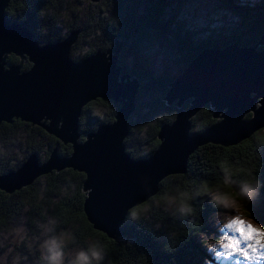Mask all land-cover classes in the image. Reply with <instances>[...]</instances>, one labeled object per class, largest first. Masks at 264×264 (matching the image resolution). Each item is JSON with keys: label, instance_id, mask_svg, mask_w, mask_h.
Masks as SVG:
<instances>
[{"label": "trees", "instance_id": "trees-1", "mask_svg": "<svg viewBox=\"0 0 264 264\" xmlns=\"http://www.w3.org/2000/svg\"><path fill=\"white\" fill-rule=\"evenodd\" d=\"M182 1L10 0L5 13L9 22L27 26L41 44L59 41L78 29L77 40L70 50L74 60L97 50L104 51L114 38H123L118 57L121 72H129L140 81L136 108L128 120L125 146L131 157L139 159L156 149L160 125L174 120L178 108L174 104L166 105L163 96L168 84L195 55L203 48H222L234 42L252 46L264 33V0H213L222 12L215 19L207 18L212 25L205 26L187 20L179 11ZM151 33L175 42L177 56L172 63L159 64L146 53L145 42ZM7 63H18V57L10 54ZM28 67L30 63L26 60L22 70ZM144 93L151 94L142 101ZM187 105L188 101L183 107ZM96 106L102 107V112L92 120ZM118 107L119 103L111 99L97 98L87 103L79 118L81 139L99 124L111 123ZM136 115L140 117L132 120ZM191 121V132L196 133L216 120L206 104ZM260 130L235 145L199 146L190 154L185 173L165 177L156 195L129 210L122 230L131 233L133 239L113 240L92 228L83 212L82 172L65 168L42 175L13 193L0 190V257L8 250L3 244L5 237H34L39 225L47 224L51 218L56 221L54 233L66 232L74 237L66 247L99 241L105 249L103 264H200L208 255L199 247L195 236L216 205L208 199L212 189L225 187L234 192L244 181L259 184L264 181V133ZM135 136L144 139L147 144L144 151L132 145ZM57 142L40 126L19 119L1 122L0 174L15 170L32 152L44 161ZM70 152V144L59 143V155ZM225 169L234 181L230 186L223 183ZM181 193H188L183 202L192 207L189 214L177 210ZM169 197H175L176 203L169 206ZM243 201L249 214L264 225V192L259 190L250 203ZM16 248L22 252L27 245L22 241ZM41 253L35 250L31 264H43Z\"/></svg>", "mask_w": 264, "mask_h": 264}, {"label": "water", "instance_id": "water-1", "mask_svg": "<svg viewBox=\"0 0 264 264\" xmlns=\"http://www.w3.org/2000/svg\"><path fill=\"white\" fill-rule=\"evenodd\" d=\"M9 2L0 0V123L19 119L40 126L58 142L44 161L32 152L15 170L1 173L0 190L5 193L71 168L84 174L83 212L92 228L113 240L133 239L122 230L129 210L156 195L165 177L185 173L190 154L199 146L235 145L264 126L263 33L252 46L234 42L201 49L163 96L166 105L178 108L174 120L160 125L154 152L135 159L126 150L125 138L140 81L121 72L123 38H114L104 51L74 60L70 50L78 29L41 44L27 26L7 20ZM10 54L18 63H7ZM25 60L30 67L22 70ZM97 98L119 103L114 120L81 139L82 109ZM206 104L216 121L191 132L192 118ZM59 143L70 144L71 152L59 155Z\"/></svg>", "mask_w": 264, "mask_h": 264}, {"label": "rangeland", "instance_id": "rangeland-1", "mask_svg": "<svg viewBox=\"0 0 264 264\" xmlns=\"http://www.w3.org/2000/svg\"><path fill=\"white\" fill-rule=\"evenodd\" d=\"M250 2L256 0H248ZM181 11L183 14L186 15L187 20L191 23L199 24L201 26L205 25H212L209 22V19H215L220 16L222 12L217 4L213 0H183L181 2ZM84 45H82L79 49L81 52L84 50ZM146 53L150 55L155 61L159 64H168L172 63L174 58L177 56L176 54V46L175 42L172 39H165L154 34H150L148 40L145 42ZM80 50L78 52H80ZM149 94L151 93H144L141 97V100H147L149 98ZM102 107L96 106L93 110L91 119H95V116H99L102 112ZM145 111V109L143 110ZM143 111L140 112L143 113ZM95 115V116H94ZM251 116V115H250ZM139 115L133 116L132 120H137ZM264 133V126L263 128L258 131ZM143 136H145V132H143ZM133 146H137L140 151H144L147 147L144 139L141 138L140 140L135 136L133 139ZM264 174V172H263ZM264 176V175H263ZM262 193L264 192V181L260 184V189ZM217 191L224 192V193H233L231 190L228 191L225 187L213 188L210 192L208 199L210 202L213 201L212 194L216 193ZM238 203L234 205L235 211L232 209H226L222 206H218L217 204L211 209V213L208 216L207 222L202 227L201 231L197 233L195 236L196 242L199 247L208 255V258H203L200 264H264V260H254V261H246L239 256H234L231 258H225L222 249H220L219 245L224 242L223 237L225 234L227 235H238L236 233L228 232L226 228H224V221L226 217H232L239 215L240 218L245 219L246 222L252 223L254 227L264 228V225L259 222L257 219L253 218L249 211L246 209V202L243 201L241 198H237ZM246 216L251 217V220H247ZM231 220L229 219L228 222ZM47 225V224H44ZM52 234H59V232L49 233L48 235ZM24 238H27L24 239ZM47 238L45 235L44 228L39 225L37 235L34 237H5L3 239V244H6L7 251L3 252V255L0 257V264H31L32 259L35 253V250L42 251V244L43 241ZM22 241H25L27 245V249L25 251H18L17 246H20ZM209 241H219V243L215 244L212 251H209L207 244ZM67 245V244H66ZM89 245V244H88ZM88 245L81 246H68L64 247L65 253V264H70V260L73 257L76 250L80 248H87ZM12 251L13 257L11 256ZM217 251H221V256L217 259L215 253ZM95 264V262H94ZM101 264H103L101 262Z\"/></svg>", "mask_w": 264, "mask_h": 264}, {"label": "clouds", "instance_id": "clouds-1", "mask_svg": "<svg viewBox=\"0 0 264 264\" xmlns=\"http://www.w3.org/2000/svg\"><path fill=\"white\" fill-rule=\"evenodd\" d=\"M224 185L230 186L234 183L232 177L229 173L228 169L224 170ZM259 188L260 184L257 181L256 183H251L249 181H244L240 184L238 191H234L233 193H224L217 191L216 193L212 194L213 201L218 205L222 206L226 209H234V205L238 203L237 198H243L247 200L249 203L253 201L259 195ZM182 200L181 203L178 205V211L182 214H189L192 212V207L183 202L184 198L188 197V193H181L180 194ZM176 203L175 197L168 198L169 206ZM135 217V214L133 213ZM239 215L232 217H226L224 221V225L228 224V220H233ZM247 220H251V217L246 216ZM245 221V219H243ZM56 221L54 219L49 218L47 225H42L44 228L45 235L47 238L43 241L42 244V253L41 258L43 264H65V253L64 247L66 246L67 242L74 239L69 233L61 232L59 234H52L48 235L49 233H54L55 229L54 226ZM252 224V223H251ZM219 243V241H209L207 247L209 251H212L215 244ZM105 258V249L103 246L100 245L99 241L90 242L88 247L80 248L75 251L73 257L70 260V264H101V262Z\"/></svg>", "mask_w": 264, "mask_h": 264}, {"label": "snow or ice", "instance_id": "snow-or-ice-1", "mask_svg": "<svg viewBox=\"0 0 264 264\" xmlns=\"http://www.w3.org/2000/svg\"><path fill=\"white\" fill-rule=\"evenodd\" d=\"M224 228L238 234L224 235V242L219 247L225 258L239 256L246 261L264 260V228L254 227L240 217L231 220ZM215 255L219 259L221 251Z\"/></svg>", "mask_w": 264, "mask_h": 264}, {"label": "flooded vegetation", "instance_id": "flooded-vegetation-1", "mask_svg": "<svg viewBox=\"0 0 264 264\" xmlns=\"http://www.w3.org/2000/svg\"><path fill=\"white\" fill-rule=\"evenodd\" d=\"M25 62H26V60H25ZM25 62H24V63H25ZM24 63H23V64H24ZM28 68H29V67H28ZM28 68H27V69H28ZM27 69H25V70H27Z\"/></svg>", "mask_w": 264, "mask_h": 264}]
</instances>
